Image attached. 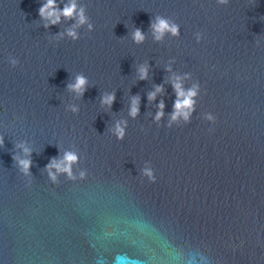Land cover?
<instances>
[{
	"label": "clouds",
	"instance_id": "clouds-1",
	"mask_svg": "<svg viewBox=\"0 0 264 264\" xmlns=\"http://www.w3.org/2000/svg\"><path fill=\"white\" fill-rule=\"evenodd\" d=\"M231 0H217V4L222 7H227L230 4ZM87 9L85 6L78 4L77 0H68V3L63 4V9H60V5L57 3V0H45L42 6L39 8V16L43 22V27L45 29L52 26H57L62 23V21H75L70 28L66 29L64 32L58 34L59 39H63L65 36L73 42L78 41L81 37L79 30L86 28L88 33L94 31V25L88 17ZM150 32L155 42H161L166 36H171L173 38L180 37V26L173 20L157 15L152 20L150 24ZM146 34L141 31L139 28H135L131 32V39L136 45H141L146 40ZM195 38L197 43H200L204 38L203 33H196ZM259 47V42H257ZM9 64L16 68L19 64V61L16 58L9 57ZM171 71L169 67L167 69ZM138 78L143 81L148 78V68L142 66L138 69ZM189 77L185 76L183 79H188ZM89 86V81L87 77L83 74L75 76L74 82L69 84V91L75 93L78 97H83L84 92ZM173 90L176 93L177 99L174 102L173 113L171 114L170 121L167 124V127L171 129L173 125L180 126L179 121L183 120L184 125H187L191 122V116L196 110L197 99L200 94V85H193L191 88L185 90L183 86V80L181 77H176L175 82L173 83ZM163 92V87H157L155 92L149 94V102L155 101L156 95ZM115 101V93H106L102 94L101 97V107H107L111 110L112 104ZM164 103L160 101L158 104V111L154 118V123L159 125V122L162 120L164 112ZM70 111L74 115L79 114V109L75 106L70 108ZM129 117L132 120H135L139 115V104L138 98H133L130 105ZM205 120L209 123L215 124L216 118L212 114H206ZM128 127L127 121L117 122L114 127L111 129L112 135L120 142H123L126 136V129ZM4 146V138L0 137V147ZM23 151L27 158H20L17 155H13L12 159L14 164L19 169V171L25 176H32L31 168L33 162L31 160V150L23 145ZM79 164V155L74 151H65L62 158L58 157L52 159L48 165L45 167V171L48 174V178L51 182L56 183L60 175H65L68 179L75 180L76 177L73 174V165ZM142 176L148 178L149 182L155 183L154 172L150 165H146L141 172ZM85 175L84 172H80V177L83 178Z\"/></svg>",
	"mask_w": 264,
	"mask_h": 264
}]
</instances>
